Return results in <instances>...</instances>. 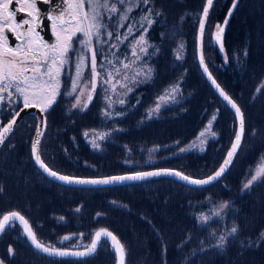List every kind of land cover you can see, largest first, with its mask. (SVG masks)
<instances>
[{
  "label": "trees",
  "instance_id": "1",
  "mask_svg": "<svg viewBox=\"0 0 264 264\" xmlns=\"http://www.w3.org/2000/svg\"><path fill=\"white\" fill-rule=\"evenodd\" d=\"M204 3L205 0H154L164 18L151 32L152 39L162 43L156 78L138 90L142 92L141 103L124 118L108 122L102 119L95 100L87 110L68 115L65 101L58 98L46 113L47 131L40 146L50 167L84 177L173 168L198 178L209 176L219 167L233 141L236 118L205 79L197 61L198 17ZM232 4L233 0H215L204 38L210 71L240 105L245 117L243 144L222 179L199 189L166 177L106 188L64 186L48 179L35 166L30 152L35 118L28 115L0 151L3 188L0 211H23L37 221L38 239L57 247L61 246L59 237H55L59 233L107 227L127 246L128 264H264V242H259L260 234L264 233V183L250 190L243 188L250 170L264 154V92H256L264 81V0H239L225 27V51L221 52L218 45L209 44L210 31L216 24L223 25ZM181 39L187 43L183 62L173 55ZM236 55L243 58L238 62ZM182 77L185 100L165 107L159 117L146 120L147 109L156 97ZM216 109H219L216 128L220 136L204 153L188 152L155 165L144 163L147 147L189 143ZM8 119L9 115L3 122ZM29 119L33 123L25 127ZM104 127L121 130L102 150H92L82 132ZM127 160L136 163L129 164ZM23 198H28L24 199V205ZM207 198L229 202L228 222L239 228V239L230 242L223 252L209 245L210 226L202 224L197 217L202 208L200 203ZM77 207L81 212L75 211ZM60 215L66 217L68 225L58 223L56 218ZM61 227L67 228L61 230ZM50 229L55 230V236H51ZM185 240L188 242L178 247ZM248 240L253 242L251 247ZM16 252V257L9 261L0 243V255L8 264H81L75 258L56 261L43 257L31 245L19 246ZM107 257L101 251L89 258L88 264H103Z\"/></svg>",
  "mask_w": 264,
  "mask_h": 264
},
{
  "label": "snow or ice",
  "instance_id": "2",
  "mask_svg": "<svg viewBox=\"0 0 264 264\" xmlns=\"http://www.w3.org/2000/svg\"><path fill=\"white\" fill-rule=\"evenodd\" d=\"M48 0H45L47 3ZM239 0H233L232 8L229 10L228 16L232 15V11L238 7ZM13 0H0V112H4L5 116L11 115V119L4 123V117H0V147H3L8 140L10 134H12L18 126V118H21V112L26 109L38 108L40 113H48L53 106L57 103L58 97L61 96V75L69 71V67L74 63L73 55L76 56L75 62V77H70L71 85L70 91L65 93L72 96L78 91V85L84 81L85 74L82 71L86 66V58L90 54V60L88 61V70L90 71V90L87 98L82 101L81 97L84 95L83 89H79V95L75 96V103L73 108H78L80 111L87 110L89 104L93 101L94 95L97 92L98 84L101 83V72L98 68L103 67L102 64L98 65L97 56L102 54L100 50L95 48L96 43H106L102 40L103 37L113 38L114 31H109L112 25L117 28L124 27L120 21H127L129 19V13L133 7H140L142 4L147 12L141 16V28L144 29V35H141L136 41L137 47L132 49V55L139 59V53L148 54V48L150 47L149 41L146 38L148 28L144 27V22H147L150 28L155 23L154 16H162V11L156 10L154 0H87V5L90 11H85V0H61V5H66V8L58 6L57 15L48 16L49 20L53 21L52 30L56 37V43L49 44L44 38L36 31L39 26L37 23L38 9L36 7V0H23V4L31 9L28 15L33 19H24L22 22H17V12L10 11V5ZM152 5L149 7V5ZM214 7V0H205L202 8V13L198 17L199 24V55L198 61L202 68V71L207 75V79L215 86L219 95L230 105L234 110V114L239 121V130L235 133L234 141L231 148L228 150L226 158L218 170L213 175L208 176L206 179H196L183 172L174 169H156L150 171H135L123 175H113L99 178H85L79 176H72L67 174H61L49 166L43 158V154L40 151L41 137L44 133L37 127L36 138L31 143V156L34 159L36 165L42 170V172L51 180H55L65 186L71 185H91V186H110L113 184H122L126 181H145L153 177H165L174 176L180 181L185 182L187 185H191L197 189L203 188L215 181H218L222 175L226 172L227 166L232 163L233 157L237 154L238 149L241 147V141L245 133V119L244 114L240 106L221 88V85L213 77L211 71H209L208 64L206 63L205 56L203 54L204 47V34L206 24L210 16V10ZM67 17V18H66ZM217 24L216 31L213 34L214 44L219 46L221 52H224V31L225 25ZM25 25H31L26 30ZM129 31L131 32V26L129 25ZM6 32L15 33L18 40L21 41L16 47L9 46V39ZM80 34L79 36L77 34ZM115 39H120L118 35ZM127 39V37H125ZM212 41H210L211 43ZM115 47V45H113ZM183 48V45L180 46ZM246 55V53H245ZM106 58V57H105ZM181 57L178 55L177 59ZM227 60V56H225ZM129 64H123V68L127 69ZM147 70L143 69L137 72L132 77L127 74L123 76V83H120V87L125 91L121 95H126L133 91V87L146 82L152 78V69L150 66H146ZM113 72L116 75H120V69L113 66V71L108 72L107 78L102 81L103 84L110 85L111 91H116L115 84L111 81L115 78ZM28 73H31L30 75ZM140 77H143L141 80ZM131 81V85L128 81ZM179 85L174 86L170 92L166 95L159 97V100H165L176 102V93ZM103 91L107 93L108 88H104ZM256 92L258 94L264 92V81H261L260 86L257 87ZM105 99L108 102V107H112L114 103L107 95ZM115 103L121 105L125 104V100L120 99ZM22 105V107H21ZM161 104L158 102L155 108L149 112V118H152L153 112L158 113L160 111ZM19 109V110H17ZM121 113H118L120 115ZM105 115L111 116V113L105 112ZM215 119V117H213ZM45 124V118L41 117V125ZM212 136H215L211 129L207 130ZM255 135V131L252 133ZM85 137L89 134L84 133ZM107 133H102L94 136L90 141L93 148L99 149L100 144L97 140H105ZM205 132L200 133L198 137L200 145L205 143ZM14 147V146H13ZM198 147L193 143L190 148ZM202 151L203 148L201 147ZM186 151L185 148H180V152ZM264 164H261L254 175L247 180L244 184V190H250L258 183H264ZM91 190V189H89ZM102 190V189H98ZM3 192L2 186H0V193ZM112 203L115 204V201ZM220 211L214 212V216L219 218L221 212L224 209L230 207V203L225 201L220 206ZM75 211L80 212L81 209L77 207ZM100 214L97 213V216ZM64 218L61 217L60 220ZM202 224H207L211 220L209 216H202L200 218ZM22 226L19 232L20 236L25 237L28 244L34 249V251L48 258H54L56 261H64L68 257H74L80 261L81 264H88V260L91 257L96 256L104 248H109L116 258V264H128V249L125 243L113 231L107 227H100L91 236L90 244H72L70 247L65 245V241L73 239L72 236H64L60 240L61 245L64 247H57L51 244H45L38 239L37 233L33 230L29 220L20 211H9L7 214H3L0 218V236H3L8 229H15ZM78 238L83 237V233L74 234ZM210 235H215L211 233ZM261 241L264 242V233L260 234ZM239 239V228L233 224L230 228L228 235H220L217 238L216 244L213 245L215 249L220 252L225 251L226 246L230 242H234ZM188 241L185 240L178 247H182ZM258 242V243H259ZM203 243V241H201ZM241 247L244 242L241 241ZM248 247L252 246V240H248ZM71 248H79L82 250H70ZM206 251L205 249H201ZM166 253V248L164 249ZM9 261L14 259L17 255L16 250L9 246L7 249ZM195 253H193L194 255ZM0 264H6L4 259L0 258Z\"/></svg>",
  "mask_w": 264,
  "mask_h": 264
},
{
  "label": "rangeland",
  "instance_id": "3",
  "mask_svg": "<svg viewBox=\"0 0 264 264\" xmlns=\"http://www.w3.org/2000/svg\"><path fill=\"white\" fill-rule=\"evenodd\" d=\"M85 2H86V0H85ZM151 6L152 5L150 4L149 7H151ZM155 8H156V6H155ZM84 10L90 11V9L88 8V5H87V8ZM156 10H158V9L156 8ZM146 12H147V9L142 4L138 8L133 7L132 11L129 13V19L127 21H120V23L123 24L124 27L117 28L115 25H112L109 28V31H114L113 38H108L105 36L102 38V40L107 41L106 43H96L95 44V48L100 50V52L102 53V54H98V56H97L98 65L102 64L103 67L98 68V70L101 72V77H100L101 83L98 84L97 92L94 95L93 100H95V103L97 102V104L99 105L101 118L105 119L107 122L109 120L114 121V120L122 119L126 115H128L130 112H132L135 109V107L141 103V100H142V97H141L142 92H139L138 90L142 86H144L145 84L152 83L153 80L156 78V72H157L156 62H157V59L160 56V53L162 50V43L158 42V41L157 42L154 41L152 39L151 32H152L153 28L155 27L156 23H158V22H160V24L163 23L164 18H162L161 16H159V17L154 16L153 19L155 20V23L152 24V26L150 28L148 27L147 22L146 21L144 22V27L148 28V31L146 33V38L150 44V47L148 48V54L139 53V59H137V57L132 55V49L134 47H137L136 41L139 39V37L141 35L145 34L144 29L141 28L140 20H141V16L143 14H145ZM129 25L131 26V32L129 31ZM216 25L210 31V34H211L210 41H212V42L210 43V41H209V44H214L213 34L216 31ZM77 35L79 36L80 34L78 33ZM116 35H118L120 37V39H115ZM125 37H127V39H125ZM55 43H56V41H55ZM113 45H115V47H113ZM181 45H183V48L180 47ZM137 51H139L138 47H137ZM173 55L176 58L179 55L181 57L179 59L181 62H183L185 60V57L187 55V43H186L185 39H181L177 43V45L173 49ZM243 56H245V52H244ZM243 56L236 55L235 58L239 62V60L241 58H243ZM72 59H73L74 63L69 67V71L66 73H63L61 75V85H62L61 86V96L58 97V98H62L65 101V103L67 105L66 106V114H68V115L72 114L75 111H80L78 108H73V106H72L75 103V96L80 94L79 89H83V92H84V95L81 97L82 101L87 98V95H88L89 90H90V84H89L90 71L88 70V66H87L88 61L90 60V54H88V57L86 58V66H85V68L82 69V71L85 74L84 81L78 85V91L76 93H74L72 96L65 94L71 90L70 89V85H71L70 77H75V62H76L77 58L75 55H73ZM123 64H129L130 67H128L127 69H124ZM113 66H115L116 68H119L120 73H121L120 75H116L115 72H113V76L115 78L111 81V83L115 84V86H116L115 92L111 91L110 85L102 83V81L107 78L108 72L113 71ZM146 66L151 67L152 78L146 82H143V83H140V84L134 86L132 92L127 93L126 95H121V93H123L125 91L124 89H122L120 87V83L124 82V80H123L124 74H127L129 77H132L133 75H135L137 72L141 71L142 69L144 71H146L147 70ZM140 79L142 80L143 77H140ZM183 82H184V78L182 77L179 80H177L176 82H174L172 85L167 87L162 93H160L156 97V99L154 100V103L147 109L146 120H151V119L159 117L161 111L165 107L171 106V105H177V104H179L185 100L186 94L184 93ZM128 83L131 85L130 80L128 81ZM176 85H179L178 91L176 93V102H172V101L166 102L165 100H159L158 99L159 97L166 95L167 92H170L171 89ZM104 88H108L109 91L107 93H105L103 91ZM106 95L108 97H110L111 100L114 102L112 104V107H108V102L105 99ZM120 99L125 100V104L121 105L119 103H115L116 101H118ZM158 102L161 104L160 111L158 113L153 112L152 118H149V115H148L149 112L155 108V106ZM105 112L111 113V116L105 115ZM0 113H3V112H0ZM118 113H121V114L118 115ZM218 116H219V109H216L213 112V114L211 115V117L208 119V121L205 123L203 128L198 132L196 137L193 138L189 143H187L183 146H175L176 144H172V145H169L167 147H162L159 145L147 147L145 152H144V156H143L144 157L143 160H145L144 163L150 164V165H155L165 158L173 157V156H179V155H182V154L188 153V152L204 153L207 150L210 143L212 141L217 140L220 136V133H219L218 129L216 128V121L218 119ZM213 117H215V119H213ZM10 118H11V115H9V119ZM34 118H35V121H34L35 124H34L33 135L35 133L36 126H37V119L35 116H34ZM4 120H5V118H4ZM32 123H33V119H29V121L27 122V125L25 127H31L30 124H32ZM209 127L211 129V132L215 133V136H212L207 131L209 129ZM118 130H121V128H119V127H114V128L104 127L101 129L88 128V129L84 130L82 132V134H83L84 139L89 144V146L92 150L100 151L103 149L105 143L107 141H110L112 139L113 135ZM85 132H87L89 134L87 137H85V135H84ZM201 132H205V137L200 138V139L205 140V143L203 145H200V141L198 139V137H200ZM102 133H107L108 134L107 138L105 140H97L96 141L97 143L100 144L99 149L93 148L90 141L93 139L94 136H97V135L102 134ZM33 135H32V139H33ZM32 139L30 141V152H31ZM193 143H195L198 147L190 148V146ZM170 147H172V148H170ZM201 147L203 148L202 151L200 150ZM180 148H185L186 151L180 152ZM126 162L129 164L136 163L134 160H127ZM261 164H264V154L261 156L258 163L250 170L247 178L245 179V183L247 182L248 179L251 178V175L255 174V171L257 170V168ZM222 203H224V202H214L212 198H207L205 202L200 203V206L202 208L197 213V217L199 220L202 216L211 217V220L209 221V223L206 224V225L210 226L209 236H208L210 239V244H209L210 246H213L216 244L217 238L220 235L227 236L230 228L233 226L231 222H228V217H229L228 213H229L230 207L224 209L223 212H221V216L219 218H216L213 215L214 212L220 211L219 206ZM115 205H119V202L115 201ZM5 213L6 212L0 211V218H2V215ZM77 213H79V212H77ZM61 217H63L64 219L60 220ZM56 219L58 220V223H64L66 221V217L63 215L57 216ZM65 225H68V224L65 222ZM42 226H43L42 224H39V227H42ZM66 228L67 227H61V230H64ZM97 229H99V228H92L89 232L82 231V230L77 231L75 233L62 232V233L57 234V236H55V233H53L55 231L54 229L53 230L50 229V231H51V236L59 237L58 238L59 242L66 235L72 236L73 237L72 240L65 241V245H68L70 247L74 243L75 244H83V245L90 244L91 236H92V234H94V232ZM42 230H44V227H42ZM19 232H20V230L18 228H15V229H12L9 233H7L3 236H0V243L3 244V247H5L6 251H7L9 246H12L17 251V247H19V246L25 247V246L30 245L27 243L25 237H20ZM79 233H83L82 238H78L76 235H74V234H79ZM211 233H214L215 235H210ZM6 235H9L10 237H8ZM65 245H61L60 247H64ZM103 251L108 255V257H107L108 261L104 262L103 264H116V258L113 255L112 251L107 247L104 248L102 250V252ZM0 258L4 259L1 255H0ZM4 261L6 262V264H8V262L5 259H4Z\"/></svg>",
  "mask_w": 264,
  "mask_h": 264
},
{
  "label": "water",
  "instance_id": "4",
  "mask_svg": "<svg viewBox=\"0 0 264 264\" xmlns=\"http://www.w3.org/2000/svg\"><path fill=\"white\" fill-rule=\"evenodd\" d=\"M214 2H215V0H214ZM210 13H211V10H210ZM226 19H227V23H228V20H229V16H227L226 17ZM225 19V20H226ZM209 20V19H208ZM225 22V21H224ZM207 24H208V22H207ZM207 24H206V28H207ZM223 25H224V23H223ZM227 25V24H226ZM226 25H225V27H226ZM206 28H205V32H206ZM39 30H40V32H41V35H42V37L44 38V39H46L47 41H48V43L49 44H53L54 42H55V40H56V37H55V35L52 33V31H51V29H50V26L49 25H45V24H42V25H40V28H39ZM204 37H205V34H204ZM199 44H200V40H199V24H198V28H197V36H196V53H197V61H198V55H199ZM203 54H204V56H205V52H204V47H203ZM205 60H206V58H205ZM207 63V62H206ZM198 64H199V61H198ZM199 67H200V65H199ZM200 69H201V72H202V74L204 75V77H205V79L208 81V83L210 84V86L213 88V90L215 91V93L219 96V98L230 108V110L233 112V114H234V110L230 107V105H228V103L226 102V101H224V99L219 95V92L217 91V89L215 88V86L214 85H212L211 84V82L207 79V75L202 71V68L200 67ZM209 71H210V69H209ZM212 73V72H211ZM213 75V74H212ZM213 77H214V75H213ZM215 78V77H214ZM216 79V78H215ZM216 81H217V79H216ZM218 82V81H217ZM219 83V82H218ZM220 84V83H219ZM221 85V84H220ZM221 88H223L222 87V85H221ZM224 89V88H223ZM224 91L235 101V99L224 89ZM236 102V101H235ZM237 103V102H236ZM238 104V103H237ZM239 105V104H238ZM240 106V105H239ZM22 107V106H21ZM241 108V107H240ZM19 110V109H18ZM241 110H242V108H241ZM242 112H243V110H242ZM244 114V113H243ZM28 115H34L35 117H36V119H37V126H36V129H37V127H40V130L44 133V135H45V132H46V130H47V116H46V113H40V111H39V109L38 108H34V109H26V110H24L23 112H21V118H18V126L21 124V122L23 121V119L26 117V116H28ZM234 116H235V114H234ZM41 117H44L45 118V124L44 125H41ZM235 118H236V116H235ZM11 119V118H10ZM244 119H245V117H244ZM5 123H7V121L5 122ZM18 126L16 127V129L18 128ZM15 129V130H16ZM239 130V121H238V119L236 118V132ZM235 132V133H236ZM14 133V132H13ZM12 133V134H13ZM12 134H10L9 135V137H8V139L10 138V136L12 135ZM36 135H37V132H36V130H35V133H34V135H33V139H32V142L35 140V138H36ZM44 135L41 137V143H42V140H43V138H44ZM244 136H245V133H244ZM234 138H235V135H234ZM234 138H233V141H234ZM243 140H244V137H243V139H242V141H241V146H242V144H243ZM232 141V142H233ZM7 142V141H6ZM5 142V143H6ZM231 145H232V143H231ZM231 145H230V147H229V149L231 148ZM41 146V145H40ZM2 149V147H0V150ZM228 149V150H229ZM240 149H241V147L238 149V151H237V154L233 157V160H232V163L229 165V166H227V169H226V172L222 175V177L220 178V179H222L223 177H224V175L230 170V168L232 167V165H233V163H234V161H235V159H236V157H237V155H238V153H239V151H240ZM228 150H227V152H228ZM227 152H226V154H225V157H224V159L226 158V155H227ZM32 157V156H31ZM224 159L222 160V162H221V164L219 165V167L222 165V163H223V161H224ZM32 160H33V162H34V159L32 158ZM34 164H35V166L38 168V170L44 175V176H46L43 172H42V170L36 165V163L34 162ZM219 167L216 169V170H218L219 169ZM156 169H173V168H154V169H149V170H144V171H150V170H156ZM174 170H178V169H174ZM215 170V171H216ZM57 171V170H56ZM178 171H180V170H178ZM214 171V172H215ZM57 172H59V171H57ZM182 172V171H181ZM214 172L212 173V174H210L209 176H211V175H213L214 174ZM59 173H61V174H65V173H62V172H59ZM184 173V172H183ZM123 174H127V173H123ZM123 174H115V175H123ZM185 174V173H184ZM67 175H69V174H67ZM185 175H187V174H185ZM72 176H74V175H72ZM107 176H113V175H106V176H99V177H107ZM189 176V175H188ZM47 177V176H46ZM79 177H84V176H79ZM99 177H91V178H99ZM166 178H170V179H173V180H175V181H177V182H179V183H182V184H184V185H187L185 182H183V181H180L178 178H176V177H174V176H165ZM190 177H192V176H190ZM208 176H206V177H203V178H198V177H192V178H196V179H206ZM48 178V177H47ZM85 178H90V177H85ZM157 178H161V177H153V178H149V179H147V180H145V181H149V180H151V179H157ZM49 179V178H48ZM219 179V180H220ZM51 180V179H50ZM218 180V181H219ZM52 181H54V182H56V183H58V184H61V183H59V182H57V181H55V180H52ZM145 181H126V182H124V183H122V184H113V185H110V186H91V185H84V186H80V185H71V186H69V187H78V188H106V187H115V186H122V185H129V184H134V183H140V182H145ZM218 181H215V182H213V183H211V184H209V185H206V186H204V187H208V186H210V185H212V184H214V183H216V182H218ZM61 185H63V184H61ZM65 186V185H64ZM187 186H189V187H193V186H191V185H187ZM203 187V188H204ZM195 188V187H194ZM98 230V229H97ZM70 250H73V251H76V250H82V249H79V248H71ZM68 258H74V257H68Z\"/></svg>",
  "mask_w": 264,
  "mask_h": 264
},
{
  "label": "flooded vegetation",
  "instance_id": "5",
  "mask_svg": "<svg viewBox=\"0 0 264 264\" xmlns=\"http://www.w3.org/2000/svg\"><path fill=\"white\" fill-rule=\"evenodd\" d=\"M86 2H87V0H86ZM86 2H85V9L87 8V3ZM58 6H62L64 8H66V5H61V0H48L47 3H45V0H36V7L38 9V15H37L36 19H37V23L39 25L36 28V31L39 32L40 35H41V32H40L39 28H40V25H42V24L49 25L50 29H51V31L53 33V30H52L53 21L49 20L48 16L57 15L58 14V10L54 11V9H58ZM12 10L17 12V16H16L17 22H22L24 19H28V20H32L33 19L31 16L28 15V12L31 11V9L27 8L23 4V0H13V3L10 5V11H12ZM29 27H31V25H25L24 29H22V31L28 29ZM6 35L8 36L9 46L10 47H16L17 45H19L21 43V41L16 38L15 33L6 32ZM44 40L48 43V41L46 39H44ZM28 74H31V73H28ZM0 117H4L5 118V113L4 112L0 113ZM24 199H28V198H23V202H22L23 205H24V202H25ZM26 208H28V207H26ZM12 211H20V210H12ZM20 212H21V214L25 215L26 219L29 220L30 225L33 227V230L37 233V226H38L37 225V221L31 219L23 211H20ZM5 214H7V212ZM21 228H22V226L18 227V229L20 231H21ZM11 230L8 229V231L5 234L9 233ZM6 236L10 237L9 235H6ZM37 236H38V233H37ZM20 237H23V236H20Z\"/></svg>",
  "mask_w": 264,
  "mask_h": 264
}]
</instances>
